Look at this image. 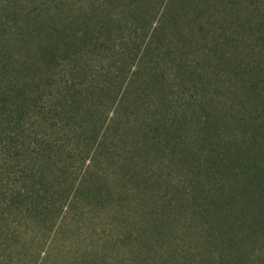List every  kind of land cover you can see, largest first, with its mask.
I'll use <instances>...</instances> for the list:
<instances>
[{"label": "trees", "instance_id": "1", "mask_svg": "<svg viewBox=\"0 0 264 264\" xmlns=\"http://www.w3.org/2000/svg\"><path fill=\"white\" fill-rule=\"evenodd\" d=\"M260 1L0 0V117L13 129L6 136L0 133V151L18 159L26 181L43 174L51 148L44 147L48 140H31L26 118L42 111L50 100L56 101V109L72 113L105 93L112 98L114 88L103 85L96 74L102 71L110 77L114 72L98 69L96 60L117 37L127 44L131 39L133 46L126 53L134 54L132 61L141 57L128 65L141 68L127 86L142 79L133 103L149 109L146 123L156 132L146 134L143 146L133 151L147 155L141 170L133 166L135 154L129 161L124 158V167L144 175V190L159 214L185 218L180 210L187 207L202 220L219 252L207 257L210 264H264V7ZM195 53L215 65L204 77L225 63L236 85L231 92L236 96L239 90L245 92L237 103L246 115L233 112L237 124L230 127L229 120L221 117L229 114L228 106H235L229 102L223 103L227 108L221 115L208 109L204 118L196 119L188 116L183 103H178L180 108L172 103L170 76L176 70L184 81L192 72ZM127 76L114 80L118 90ZM127 86L124 98L129 100L132 91ZM10 166L14 164L5 168ZM90 178L84 174L82 184ZM162 180L167 186L158 195L153 186ZM25 191L12 193L11 200L32 202L35 194ZM0 192L5 197L10 194L1 186Z\"/></svg>", "mask_w": 264, "mask_h": 264}, {"label": "rangeland", "instance_id": "2", "mask_svg": "<svg viewBox=\"0 0 264 264\" xmlns=\"http://www.w3.org/2000/svg\"><path fill=\"white\" fill-rule=\"evenodd\" d=\"M260 3L264 7V0ZM126 41L117 37L96 60L98 69L114 72L110 77L102 71L96 74L103 85L114 88L112 98L105 93L72 113L56 109V101L50 100L42 111L26 118L31 140H48L44 147L51 148L43 174L26 181L18 159L0 151V186L10 193L5 197L0 192V264H210L207 257L218 255L202 220L191 209L180 210L185 218L179 219L176 213L159 214L144 190V175L123 165L124 158L129 161L135 154L133 166L142 168L147 155L133 151L156 132L146 123L149 109L133 103L142 79L127 86L141 68L128 64L139 62L141 56L132 61L134 54L126 51L130 52L133 40ZM193 55L192 72L184 81L176 70L170 76L172 103L176 108L183 103L188 116L196 119L204 118L208 109L221 115L227 108L223 103L229 102L235 106H228L229 114L221 117L229 120L230 127L237 124L233 112L240 113L237 100L245 92L239 90L237 96L231 92L236 85L230 80L229 66L220 64L218 72H209L206 78L214 63ZM123 75H128L127 81L118 90L114 80ZM126 86L132 91L129 100L124 98ZM12 131L0 117V133L6 136ZM8 164L14 167L5 168ZM84 174L91 176L89 183L82 184ZM166 186L162 180L153 187L159 195ZM26 189L35 194L32 202L11 200L12 193Z\"/></svg>", "mask_w": 264, "mask_h": 264}]
</instances>
